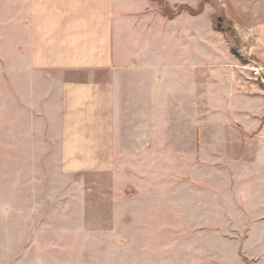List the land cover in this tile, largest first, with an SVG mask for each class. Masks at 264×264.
<instances>
[{
    "label": "rangeland",
    "instance_id": "374dc122",
    "mask_svg": "<svg viewBox=\"0 0 264 264\" xmlns=\"http://www.w3.org/2000/svg\"><path fill=\"white\" fill-rule=\"evenodd\" d=\"M182 1L193 6L158 5L206 10L194 21V97L170 90L185 120L168 126L190 138L146 169L126 159L102 172L64 169L51 108L13 76L19 0H0V264H264V59L221 0Z\"/></svg>",
    "mask_w": 264,
    "mask_h": 264
},
{
    "label": "crops",
    "instance_id": "0c3cea01",
    "mask_svg": "<svg viewBox=\"0 0 264 264\" xmlns=\"http://www.w3.org/2000/svg\"><path fill=\"white\" fill-rule=\"evenodd\" d=\"M165 1L174 11L193 6ZM221 2L238 36L252 34L264 59V0ZM161 7L158 0H19L13 5L17 14L10 25L18 60L13 76L17 82L26 78L27 89L38 91L35 100L51 108L47 121L65 170L109 172L126 159L125 169L143 170L148 155L180 154L189 140L179 127L168 126L185 120L175 111L170 90L191 86L194 97V21L206 10L198 16L165 15ZM21 47L25 61L19 60ZM209 47L211 58L216 51Z\"/></svg>",
    "mask_w": 264,
    "mask_h": 264
},
{
    "label": "built area",
    "instance_id": "2783aa9c",
    "mask_svg": "<svg viewBox=\"0 0 264 264\" xmlns=\"http://www.w3.org/2000/svg\"><path fill=\"white\" fill-rule=\"evenodd\" d=\"M262 73H263V68L257 66L251 70V78L259 79L261 78Z\"/></svg>",
    "mask_w": 264,
    "mask_h": 264
},
{
    "label": "trees",
    "instance_id": "16d2710c",
    "mask_svg": "<svg viewBox=\"0 0 264 264\" xmlns=\"http://www.w3.org/2000/svg\"><path fill=\"white\" fill-rule=\"evenodd\" d=\"M188 12L191 13L192 15L196 16V15H199L201 12H202V7H199L197 10H190L188 9ZM230 51L232 54H235L236 55V50H235V47L232 46L230 47ZM246 264H248V261H245Z\"/></svg>",
    "mask_w": 264,
    "mask_h": 264
}]
</instances>
